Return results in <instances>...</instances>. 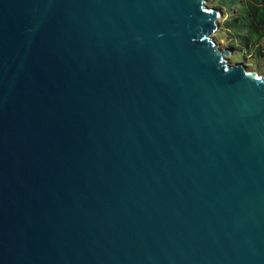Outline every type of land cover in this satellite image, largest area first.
I'll use <instances>...</instances> for the list:
<instances>
[{"label":"water","instance_id":"obj_1","mask_svg":"<svg viewBox=\"0 0 264 264\" xmlns=\"http://www.w3.org/2000/svg\"><path fill=\"white\" fill-rule=\"evenodd\" d=\"M205 0H0V264H264V75Z\"/></svg>","mask_w":264,"mask_h":264},{"label":"trees","instance_id":"obj_2","mask_svg":"<svg viewBox=\"0 0 264 264\" xmlns=\"http://www.w3.org/2000/svg\"><path fill=\"white\" fill-rule=\"evenodd\" d=\"M214 5L227 14L225 25L234 43L247 50L260 49L264 41V0H215L211 6Z\"/></svg>","mask_w":264,"mask_h":264},{"label":"rangeland","instance_id":"obj_3","mask_svg":"<svg viewBox=\"0 0 264 264\" xmlns=\"http://www.w3.org/2000/svg\"><path fill=\"white\" fill-rule=\"evenodd\" d=\"M208 5L215 0H205ZM219 10L220 15L217 18V26L211 32V37L215 40L217 47L222 50H227L226 57L230 64L240 63L244 65L248 71H254L257 75H264V41L260 44V49L247 48L238 45L233 41L232 32L226 27L227 14L224 15L223 11L216 5L212 6ZM245 48V50H243ZM258 50V51H257Z\"/></svg>","mask_w":264,"mask_h":264}]
</instances>
